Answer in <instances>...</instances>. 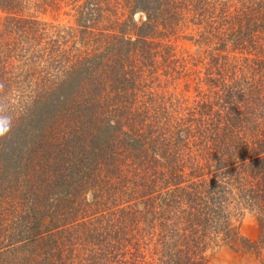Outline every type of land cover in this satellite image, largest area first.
Wrapping results in <instances>:
<instances>
[{
	"label": "rangeland",
	"instance_id": "obj_1",
	"mask_svg": "<svg viewBox=\"0 0 264 264\" xmlns=\"http://www.w3.org/2000/svg\"><path fill=\"white\" fill-rule=\"evenodd\" d=\"M167 1L0 0V264H264V0Z\"/></svg>",
	"mask_w": 264,
	"mask_h": 264
},
{
	"label": "trees",
	"instance_id": "obj_2",
	"mask_svg": "<svg viewBox=\"0 0 264 264\" xmlns=\"http://www.w3.org/2000/svg\"><path fill=\"white\" fill-rule=\"evenodd\" d=\"M155 1V3H156V5L157 6H161L162 4L163 5H166V4H169L168 3V1L167 0H154ZM247 7H248V5H247V3H246V6H245V8H244V14H248V12L246 11V9H247ZM248 16V15H247ZM79 18H81L80 19V21H83V20H85L84 19V14H79ZM78 18V19H79ZM84 25H85V23H83ZM83 25V26H84ZM77 26H79V25H77ZM82 25H80V27H81ZM250 26H252V24H250ZM253 26H254V28H255V31H257V32H260L261 33V35L262 36H264V24H263V20L262 21H258V19H256L255 21H254V23H253ZM83 29H85V27H82ZM242 30V31H241ZM243 33H245V30H244V28H241V29H239L238 31H236V35H237V40L238 41H242V45H244V41L246 40V37H245V35L243 34ZM142 39V38H141ZM143 40V39H142ZM235 41V40H234ZM259 41L261 42L260 44H263L264 45V39H259ZM237 42V41H236ZM262 55H264V51H263V53H262ZM60 56H62V55H60ZM55 59V58H54ZM62 60V61H61ZM50 62H54V64H56L57 66H59V65H62V64H66V65H64V66H67V67H65V71L64 72H62V74H64V75H66V77H74V80H72V82H75L76 81V79L75 78H82L81 79V83H79V84H81V85H77V89L75 90V91H73V93H71V95H70V97H69V99L70 100H72L75 96H77L76 95V91L79 89V91H81V90H83V88L85 87V85L84 84H86V83H88L89 81H88V79H86L85 78V76H84V70H86V65H85V67L84 66H82L83 67V71H82V67H79V66H77L76 68H75V66L77 65V64H80L81 62L80 61H76V60H67L66 59V57H58L57 59H55L54 61H50ZM85 64H86V62H85ZM67 70H68V72H67ZM67 72V73H66ZM78 75V77H75V76H77ZM68 79V78H67ZM66 79V81H68ZM69 84V83H68ZM77 84H78V81H77ZM81 86V87H80ZM23 106H27L26 104H23ZM21 109H23L22 107H20ZM25 118H26V115L24 114V111H22V110H20L19 112H17L16 113V115L14 114V115H12V120L13 121H16L17 119H18V121L17 122H20V121H24L25 120ZM27 120H28V118H27ZM250 140L253 142L252 144L253 145H255V146H258V148H262L263 146L261 145V143H260V140H254V138L253 137H251L250 138ZM52 146V150H53V152H55V151H57L58 150V148H60L61 149V147H64V145H62V144H59V145H49V146H45V149H43V147H42V149L40 150V148L39 149H33L35 152L33 153V157L36 159V162H38V161H40L41 159L43 160V159H52L51 158V155L49 154L50 153V151H48V150H50V147ZM65 148V147H64ZM59 149V151L61 152V150ZM260 150V149H259ZM219 151L221 152V154H224L223 153V149L222 148H220L219 149ZM257 151H255V153H256ZM259 152V151H258ZM32 162H34L33 160H32ZM256 162V159H254V161L251 163V164H254ZM3 166V160L0 158V168ZM223 168H224V166H223ZM262 169V171L261 172H264V168L263 167H261ZM226 170V169H225ZM227 171V170H226ZM229 171V170H228ZM221 172V171H220ZM0 174L2 175L3 174V172H0ZM261 176V175H260ZM262 177V176H261ZM173 244L171 243V244H167V245H165L166 246V249L165 250H167L169 247H171ZM168 250H171L170 248L168 249ZM164 264V263H163ZM186 264H197V262L196 261H193V260H189L188 261V263H186Z\"/></svg>",
	"mask_w": 264,
	"mask_h": 264
},
{
	"label": "clouds",
	"instance_id": "obj_3",
	"mask_svg": "<svg viewBox=\"0 0 264 264\" xmlns=\"http://www.w3.org/2000/svg\"><path fill=\"white\" fill-rule=\"evenodd\" d=\"M10 128H11L10 125L8 127H4L3 125H0V137L5 136V134L10 131Z\"/></svg>",
	"mask_w": 264,
	"mask_h": 264
}]
</instances>
